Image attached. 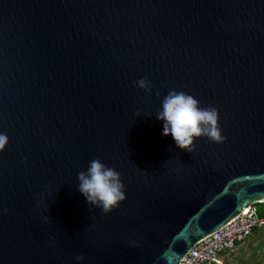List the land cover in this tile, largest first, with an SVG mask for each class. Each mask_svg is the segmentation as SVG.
<instances>
[{"label": "water", "instance_id": "water-1", "mask_svg": "<svg viewBox=\"0 0 264 264\" xmlns=\"http://www.w3.org/2000/svg\"><path fill=\"white\" fill-rule=\"evenodd\" d=\"M170 90L226 140L176 147ZM0 131V264H180L264 202V0H0ZM97 157L126 186L109 214L78 191Z\"/></svg>", "mask_w": 264, "mask_h": 264}, {"label": "clouds", "instance_id": "clouds-1", "mask_svg": "<svg viewBox=\"0 0 264 264\" xmlns=\"http://www.w3.org/2000/svg\"><path fill=\"white\" fill-rule=\"evenodd\" d=\"M135 83L146 93H152L155 87L146 78H140ZM155 116L163 123L162 134L171 136L176 147L181 150L191 153L196 141L204 137L214 143L226 140L219 124V110L214 106H202L197 98L184 91L170 90L163 97ZM8 143L9 136L0 131V151ZM77 180L78 191L86 202L105 214L111 213L126 199V186L121 173L98 157L89 161L85 171L78 173ZM132 244L136 246L137 242L133 241ZM82 260V255L76 257L77 264Z\"/></svg>", "mask_w": 264, "mask_h": 264}, {"label": "built area", "instance_id": "built-area-1", "mask_svg": "<svg viewBox=\"0 0 264 264\" xmlns=\"http://www.w3.org/2000/svg\"><path fill=\"white\" fill-rule=\"evenodd\" d=\"M257 229H264V217L252 206L201 240L184 256L180 264H216L223 253L234 250L238 242L246 241Z\"/></svg>", "mask_w": 264, "mask_h": 264}, {"label": "rangeland", "instance_id": "rangeland-1", "mask_svg": "<svg viewBox=\"0 0 264 264\" xmlns=\"http://www.w3.org/2000/svg\"><path fill=\"white\" fill-rule=\"evenodd\" d=\"M253 236V235H252ZM249 237L246 241L247 249L241 254L240 259L236 262V264H248V263H256V264H264V230L257 235H254L255 239ZM249 239H252V242H249ZM248 244V245H247ZM245 246V247H246ZM246 260H249L248 263Z\"/></svg>", "mask_w": 264, "mask_h": 264}, {"label": "crops", "instance_id": "crops-1", "mask_svg": "<svg viewBox=\"0 0 264 264\" xmlns=\"http://www.w3.org/2000/svg\"><path fill=\"white\" fill-rule=\"evenodd\" d=\"M247 242L248 241L240 243L234 248V250L223 253L219 259V262H217L216 264H236L238 260L240 259L244 260V258L241 257V254L244 252V250L247 249V246H246ZM248 261L249 260H246L247 263ZM248 264H256V263H248Z\"/></svg>", "mask_w": 264, "mask_h": 264}, {"label": "trees", "instance_id": "trees-1", "mask_svg": "<svg viewBox=\"0 0 264 264\" xmlns=\"http://www.w3.org/2000/svg\"><path fill=\"white\" fill-rule=\"evenodd\" d=\"M253 206H255V207L257 208V213H258L260 216H263V217H264V202H263V203H257V204H255V205H253ZM263 230H264V229H262V230L257 229V230L255 231L254 235H257V236H258V234L261 233V231H263ZM254 235L252 236V238H254ZM254 239H255V238H254ZM249 241L252 242V239H249ZM244 242H246V241H244ZM240 243H243V242H238V244H240ZM238 244H237V245H238Z\"/></svg>", "mask_w": 264, "mask_h": 264}]
</instances>
